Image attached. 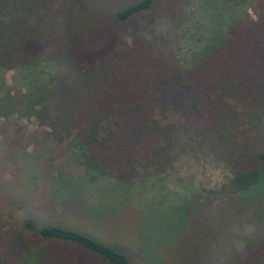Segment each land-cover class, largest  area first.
<instances>
[{
  "label": "trees",
  "instance_id": "trees-1",
  "mask_svg": "<svg viewBox=\"0 0 264 264\" xmlns=\"http://www.w3.org/2000/svg\"><path fill=\"white\" fill-rule=\"evenodd\" d=\"M76 1L0 0V69L67 65L65 83L21 114L72 138L88 170L118 182L164 174L204 152L231 171V191L253 188L264 168V0H255L256 20L233 16L222 29L210 18L181 63L170 40L159 44L157 30L146 29L155 20H141L174 16L189 0ZM23 229L63 245L40 250L50 264H133L123 249L70 227L26 220Z\"/></svg>",
  "mask_w": 264,
  "mask_h": 264
},
{
  "label": "rangeland",
  "instance_id": "rangeland-1",
  "mask_svg": "<svg viewBox=\"0 0 264 264\" xmlns=\"http://www.w3.org/2000/svg\"><path fill=\"white\" fill-rule=\"evenodd\" d=\"M255 8V0H189L174 16L156 11L141 22L155 20L146 29L161 35L159 44L170 40L180 62L210 18L223 29L233 16L256 20ZM66 74L65 62L44 59L0 69V264L54 262L40 250L63 245L26 233V220L79 230L123 249L133 264H264V168L253 188L238 193L229 189L231 171L204 152L129 184L88 170L72 138L56 135L30 110L21 114Z\"/></svg>",
  "mask_w": 264,
  "mask_h": 264
}]
</instances>
